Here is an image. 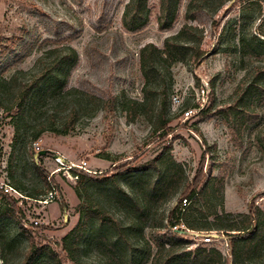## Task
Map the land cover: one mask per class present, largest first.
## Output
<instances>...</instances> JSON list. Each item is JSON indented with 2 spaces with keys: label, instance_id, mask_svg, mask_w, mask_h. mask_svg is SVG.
I'll return each mask as SVG.
<instances>
[{
  "label": "rangeland",
  "instance_id": "obj_1",
  "mask_svg": "<svg viewBox=\"0 0 264 264\" xmlns=\"http://www.w3.org/2000/svg\"><path fill=\"white\" fill-rule=\"evenodd\" d=\"M130 1L0 0V82L6 83L0 87V181L24 196L18 200L14 192L7 195L0 190V204L20 210L27 229L23 232L16 219L4 218L9 246L2 250L0 244V259L6 264H23L28 234L38 248L47 246L58 252L63 264H101L98 249L84 245L71 257L63 244V238L82 219L83 208L100 205L129 225V214L118 210L119 205L107 191L110 186L89 184L93 187L86 191L88 183L69 170L70 163L84 166L77 169L92 176L113 175L120 166L137 167L156 158L167 146L191 179L199 174V185L210 172L224 178L220 192L212 185L202 204L207 215L193 210L188 224L180 222L190 230H221L219 215L247 212L251 204L264 210V103L251 107L258 116L238 133L239 137L229 127L233 118L219 109L239 100V86L255 81L256 66L264 70V48H260L264 41V0H232L217 15L216 25L206 14L195 21L204 30L207 56L196 66L181 61L172 65L164 116L170 122L156 131L162 117L157 122L158 114L152 109L139 112L131 106L126 108L123 101H144L140 48L147 43L162 47L164 39L184 23L188 0H181L177 21L165 31L157 23L159 0H147L143 28L127 29L123 16ZM243 40L255 45L258 54L243 55ZM68 46L79 54L67 85L72 93L66 88L55 98L31 97L22 109L11 96L17 88L13 87L15 78L18 82L43 67H52ZM88 93L100 100L115 98L114 105L108 110L99 106L81 112L74 126L64 132L69 103L87 99ZM35 137L40 150L31 148ZM42 150L48 153L40 155ZM40 169L51 177V184L43 181ZM124 177L122 186L128 191ZM52 189L57 198L42 202ZM181 190L161 205L160 216L178 208ZM106 230L95 217L89 219L87 233ZM152 235L151 227H147L145 236L151 244ZM185 238L191 240L192 247L203 244L199 239ZM131 241L134 245L136 237L131 236ZM121 243L132 251V246ZM227 258L231 264V255ZM32 264L57 262L44 251Z\"/></svg>",
  "mask_w": 264,
  "mask_h": 264
},
{
  "label": "trees",
  "instance_id": "obj_2",
  "mask_svg": "<svg viewBox=\"0 0 264 264\" xmlns=\"http://www.w3.org/2000/svg\"><path fill=\"white\" fill-rule=\"evenodd\" d=\"M232 0H188L184 11V23L174 34L164 39L163 46L159 47L154 43H147L140 48V69L144 79V101L125 99L123 105L133 107L140 112V109H152L157 122L160 117L163 119L157 123L154 130L162 125H168L170 120L165 119L166 104L168 100L167 77L171 74V67L175 62H185L192 66L200 64L207 56L203 49L204 30L195 21L203 15H210L215 25L219 23L217 15ZM181 0H159V12L157 23L160 30L165 31L172 28L179 16ZM147 0H131L127 11L123 16V22L127 29L136 31L144 27L145 11ZM261 49L264 48V41H261ZM255 45L246 41L240 43L243 55H256ZM68 51L52 67H43L36 74L28 78H22L18 82L15 78L16 87L11 96L18 101L21 108L26 107V101L31 97L41 99L45 95L58 97L67 88L70 75L78 63L79 54L73 46H68ZM256 79L253 83L241 84L239 86V100L227 107L219 108L226 111L233 119L229 121L232 133L239 137L248 124L253 122L258 114L253 105L264 103V70L260 66L255 67ZM6 83L0 82L2 88ZM72 88H67L68 94ZM87 99L81 98L69 103L67 123L63 129L67 132L73 127L76 118L83 111L102 107L108 110L114 105L115 98L100 100L93 93L86 94ZM97 101V102H96ZM159 124V125H158ZM168 133V132H165ZM264 145V133L262 134ZM37 137L31 142L37 141ZM260 141V140H259ZM156 158L146 161L137 167L120 166L113 175L100 173L90 175L78 169L73 171L78 175L81 182L88 183L84 188L89 190L90 185L94 187L110 186L107 190L110 197L119 205L118 210L129 214V225H125L115 214L100 205L94 208H83V217L78 224L63 238L64 247L69 255L74 257L82 247H94L101 251L103 261L101 264H229L227 255L218 248L208 244H199L192 247L191 240L186 239V234L179 231H172L171 227L180 222L188 224L191 212L199 211L207 215L202 209V204L207 200L212 185L220 192L224 184L221 175L214 176L211 172L206 180L199 185V174L190 178L182 164L176 162L168 151V147ZM36 164V163H34ZM43 181L49 185L48 173L40 169ZM79 171V173H78ZM125 179L127 191L122 186V177ZM90 184V185H89ZM20 187V186H19ZM178 202L183 197L192 201V205L182 211L178 208L164 216L159 214L161 205L168 199L175 196L179 189ZM31 196V195H30ZM5 217L16 219L18 226L26 232L22 223L21 211L13 205L0 204V244L2 250L9 246L8 224ZM95 217L100 223L107 227L106 231L94 234L87 233L89 219ZM222 221L221 230L230 234V255L231 264H264V210L251 204L247 212H226L219 215ZM190 222V221H189ZM147 227L152 229L153 244L156 243V250L153 252V244L145 236ZM200 228V227H199ZM204 229V228H201ZM131 236L136 237L133 245ZM28 247L25 252L23 264H32L44 251L51 254L57 264H63L58 252L52 251L49 247H37L34 238L28 234ZM121 241L132 246V251L126 250ZM155 246V245H154ZM3 264H6L4 259Z\"/></svg>",
  "mask_w": 264,
  "mask_h": 264
},
{
  "label": "built area",
  "instance_id": "obj_3",
  "mask_svg": "<svg viewBox=\"0 0 264 264\" xmlns=\"http://www.w3.org/2000/svg\"><path fill=\"white\" fill-rule=\"evenodd\" d=\"M174 100H177V98L174 97ZM185 113L188 114L189 111H186ZM33 149L40 150V143L38 140L33 143ZM59 159L61 158H57V161L62 163V161H60ZM67 167H69V170H73L77 168L84 169V166L80 164H73V163L68 164ZM76 176L78 175L76 174ZM48 179L51 180V177L49 176ZM0 190L6 193L7 195L14 192L16 194L15 198L18 200L24 197L22 192L13 188V186L7 182L0 181ZM56 198H57V192L55 189H52L49 193L48 198L47 199L44 198L42 202L48 203V202L54 201ZM189 204H190V200L186 197L182 198L179 202V206L182 209V211H185L186 207H188ZM171 229L172 231L182 232L186 234L187 236H190L192 239H195V240L199 239L200 241H202V243L211 244L212 246L221 250L223 254L227 256L230 255V235H228L224 231H221V230H190V228H188V226L184 223L175 224L174 226L171 227Z\"/></svg>",
  "mask_w": 264,
  "mask_h": 264
},
{
  "label": "water",
  "instance_id": "obj_4",
  "mask_svg": "<svg viewBox=\"0 0 264 264\" xmlns=\"http://www.w3.org/2000/svg\"><path fill=\"white\" fill-rule=\"evenodd\" d=\"M48 153V151L47 150H42V151H40V155H44V154H47Z\"/></svg>",
  "mask_w": 264,
  "mask_h": 264
}]
</instances>
